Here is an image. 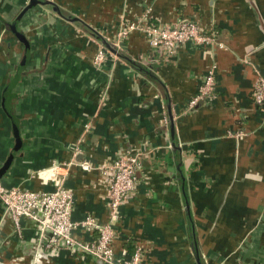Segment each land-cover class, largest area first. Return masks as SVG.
I'll return each instance as SVG.
<instances>
[{"label": "crops", "instance_id": "0c3cea01", "mask_svg": "<svg viewBox=\"0 0 264 264\" xmlns=\"http://www.w3.org/2000/svg\"><path fill=\"white\" fill-rule=\"evenodd\" d=\"M48 1L75 20L48 4L25 11L17 29L29 41V57L11 88L24 45L5 25L28 0H0V183L51 190L52 180L37 171L73 161L64 180L72 219L105 222L106 177L79 163L97 167L117 154L135 155V185L115 224L116 255L139 248L140 264H264V110L251 97L256 75H264V0ZM145 9L156 25L195 20L223 46L152 49L131 32L122 51L150 75L112 53L95 64L101 42L87 27L114 43L121 19ZM213 64L214 92L189 107ZM20 226L18 233L0 203L6 262L29 264L39 243L35 264H104L63 246L48 251L34 221L21 219ZM73 235L85 241L96 233Z\"/></svg>", "mask_w": 264, "mask_h": 264}, {"label": "built area", "instance_id": "2783aa9c", "mask_svg": "<svg viewBox=\"0 0 264 264\" xmlns=\"http://www.w3.org/2000/svg\"><path fill=\"white\" fill-rule=\"evenodd\" d=\"M148 10L145 9L134 20L122 22L123 18L121 19V25L115 33V45L121 46L120 41L131 32H139L146 38L149 47L152 49L160 48L172 51L185 43L205 47L216 46L221 48L223 46L221 42L215 39L213 32H207L195 20L189 18L180 19L171 24H149ZM107 54L106 49L99 47L94 56V63L101 65ZM215 69L214 64L207 69L196 93L188 101L189 107L214 92ZM251 97L252 101L264 110V75L259 73L256 75ZM72 162L54 163L43 171H37L38 176L52 180L53 188L51 190L34 191L17 186L5 187L0 183V203L11 218L15 230L20 233L21 219H30L37 225L39 236H46L45 247L48 251L63 246L74 251L88 253L104 264H140L141 253L139 248H136L128 256L116 255L113 248L116 234L115 224L120 216V206L135 185L136 171L139 167L136 156L117 154L111 162L97 167L88 161L79 163L80 167L86 170L97 168L106 177L108 217L105 222H99L95 217L89 215L80 220L72 219V197L64 184L65 175ZM76 229L93 231L96 235L89 240H78L73 235V231ZM42 250L38 243L30 257L29 264L39 262L43 255ZM0 264L21 263L15 259L6 262L0 258Z\"/></svg>", "mask_w": 264, "mask_h": 264}, {"label": "water", "instance_id": "95a60500", "mask_svg": "<svg viewBox=\"0 0 264 264\" xmlns=\"http://www.w3.org/2000/svg\"><path fill=\"white\" fill-rule=\"evenodd\" d=\"M51 5L52 9L61 17L67 19V20H71L74 21L75 18L71 17V16H66L64 15L60 8L53 2V1H46V0H28L27 4L20 10V12L18 13V15L10 22L7 23L5 25V29L9 30L10 33H12L15 38L17 39V41H19L20 43H22L24 45V53H23V57H22V61H21V65L20 67L17 69L14 79L12 81V83H10V87L12 88L14 86V84L17 82L20 72H21V67L25 64V62L28 60L29 57V48H30V44L29 41L27 40L26 36L17 29V25L18 22L20 20V18L22 17V15L25 13L26 10L34 7L35 5ZM88 28V34L97 39L98 41L101 42V47H103L104 49H106L108 51V53H112L114 55H116V57L128 62L134 69H138L140 71L145 72L146 74L150 75V73L148 72V69L146 67L143 66V64H141L140 62L136 61L135 59H131L129 58L125 53H123L121 46H116L114 43L110 42L106 37H104L102 34H100L97 30L91 28V27H87ZM152 76V75H151ZM167 113H168V118L171 121H173V116L170 110V105L167 104ZM171 133H173V123H171ZM171 147L173 150H177L178 147L175 143L171 144ZM179 169V168H178ZM182 178V177H181ZM186 210L188 211L189 214V207L188 204H186ZM197 263L201 264L200 260L197 258Z\"/></svg>", "mask_w": 264, "mask_h": 264}, {"label": "trees", "instance_id": "16d2710c", "mask_svg": "<svg viewBox=\"0 0 264 264\" xmlns=\"http://www.w3.org/2000/svg\"><path fill=\"white\" fill-rule=\"evenodd\" d=\"M149 22H150L149 24H154L153 21H151L150 19H149ZM16 135H18V133H16Z\"/></svg>", "mask_w": 264, "mask_h": 264}]
</instances>
